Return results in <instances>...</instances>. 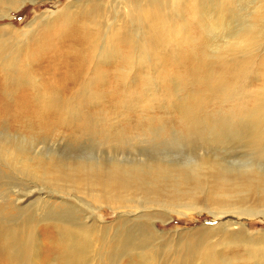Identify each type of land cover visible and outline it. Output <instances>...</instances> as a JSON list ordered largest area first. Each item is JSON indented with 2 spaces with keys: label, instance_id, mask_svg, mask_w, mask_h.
<instances>
[{
  "label": "bare ground",
  "instance_id": "bare-ground-1",
  "mask_svg": "<svg viewBox=\"0 0 264 264\" xmlns=\"http://www.w3.org/2000/svg\"><path fill=\"white\" fill-rule=\"evenodd\" d=\"M27 1L0 0V18L13 15L12 12ZM185 50L189 57L183 74L189 86L197 84L200 89L191 92L189 88L184 92L183 85L176 84L163 91L170 98L178 97L173 106L179 115L173 119L148 116L140 119L137 130L159 139L169 137L171 142L218 144L233 138L242 139L257 150L263 149L264 87L255 107L251 106V101L257 96L250 98L247 93H240V89L244 82L249 85L256 76L264 80V70L259 67H264V0H74L61 11L38 14L25 28L0 26V128H4V132L0 130V162L6 167L0 171V190L2 178L15 169L44 181L64 182L61 188L67 193L68 188L74 190L88 185L93 188L90 191L104 193L118 190L125 194L129 189L140 188L160 194L165 190V183L170 182L172 190L168 197L173 200L183 202L192 194L190 201L182 203L184 206L199 207L194 201L199 191L207 198L211 195L214 201L218 200L219 207L212 212L214 216L217 212L227 214L221 222L224 247H241L248 262L250 259L251 263L264 264V234L250 235L243 223L246 219L236 217L241 213L247 219H264V204L256 206L258 199L250 195L253 189L264 193V165L255 164V158L254 161L248 159L242 166L227 168H217L218 162L212 163L208 158L186 163L187 167L149 158L130 166L112 157L84 163L67 161L60 154L61 148L47 150V141H40L43 130L51 128L54 132H67L61 134L69 139L99 138L100 143L103 140V145L114 152L120 144L134 142L135 136L128 133V127L122 128V122L108 125L111 117L103 116L106 105L112 108L126 103L117 102L113 95L109 97L111 103L107 104L104 97L107 94L94 88L113 82L115 84L108 85H114L110 89L117 91L115 94L128 93V78L136 68L139 79L135 77L134 84L143 85L146 93H152L153 83L160 81L162 70H167L164 80L171 73L167 67L182 66L177 56ZM25 88L33 92L23 90ZM126 98L128 102V95ZM213 100L224 105L236 100L241 102L230 105L228 112L208 114L205 103ZM28 103L40 106L34 105L37 109L33 119L22 115ZM94 106L96 109L89 111ZM10 111L13 112L10 114ZM237 114L245 117L236 119ZM51 118L60 120L55 126H48ZM5 123L21 127L24 133L15 135L6 129ZM176 125L180 131L174 130ZM207 164H211L213 171H205ZM223 171L236 176H222L215 181ZM10 191L16 196L13 202L6 204L7 196L0 197V264H31L41 256L40 223L48 239L54 242L52 247L58 251L59 264L93 261L90 253L94 244L89 239L94 234L93 229L87 222L62 219L73 208L66 198L55 197L53 201L50 196H44L42 190H32L30 194L35 192L40 197L35 207L44 206L47 212L54 208L63 211L57 218L37 221L26 214L34 207L33 202L25 208L22 202L27 199H23L22 190ZM5 213H14L16 218H4ZM108 249L104 254L93 250L98 262L112 251ZM114 251L113 256L117 258L114 263L121 264L123 254L120 256L121 253ZM145 254L135 255L141 259L140 264H154L152 257ZM216 257L212 248L198 260L200 264H214ZM195 258L194 255L191 260ZM223 263L231 262L223 260Z\"/></svg>",
  "mask_w": 264,
  "mask_h": 264
},
{
  "label": "rangeland",
  "instance_id": "rangeland-1",
  "mask_svg": "<svg viewBox=\"0 0 264 264\" xmlns=\"http://www.w3.org/2000/svg\"><path fill=\"white\" fill-rule=\"evenodd\" d=\"M72 1L74 0H38L37 2L32 3L30 0H28L19 10L13 11V15L0 18V26L14 25L18 28H25L26 24H32L34 22V19L38 14L46 13L49 15L51 11H61L65 5ZM1 7L3 8L5 5H2ZM185 47L187 48V46ZM188 57V50L182 51L179 56H177V60L179 59L180 65L182 66L173 69L167 67L171 69L169 70V72H171L169 78L166 77L164 80H162L163 75L167 72V70H162V76H159L160 81L153 83L154 88L152 93H146L145 91L147 88L143 85L134 84V79H139V77L136 76L137 73L135 74V71L138 70L136 68L132 69L130 77L128 78V93L125 92L122 94H115L117 91L114 93L115 90L112 91L110 89L114 85H108L115 84L113 82H108L105 84L101 83L100 86L102 87L97 86L94 88L95 91H103L105 94H107V96H104L107 104L111 103L109 101V97L113 95H115L116 99H118L117 102L123 101L126 103L125 106L116 107L113 105L112 108H109L108 105H106L103 111L106 115L103 116L111 117V120H109L107 123L108 125L113 123L119 125L122 122V128L128 127V133L131 134V136H135L134 142H129L128 145L120 144V146L114 152L103 145V140L102 143H100L101 139L99 138L88 139L87 137H82V139L78 140H76L77 138L69 139V136L67 137V135L61 134H68L67 132H61L57 130L54 132V130L51 128H45L43 130L40 141H47L45 145L47 146V150H50V147H52V149L61 148L60 154H63V157L66 160H81L84 163L96 162V160L99 159L100 161H106L110 160V157H112L116 158L120 162H125L128 164V166H130L135 163L137 164L146 158H149L168 164L180 163V166L187 167L189 166L187 164H192L190 163L191 161L194 163L208 158L212 163L214 162L217 164L218 162L219 165L217 164V168L218 166L220 168H227L230 165L242 166L244 163H246V161H248V159L254 161L255 158L257 161L255 164L262 163L264 165V148H258L257 150L251 144H248L242 139L236 140L232 138V140L218 144H206L204 142L188 144L183 140L171 142L169 137H163L164 139H159V137L153 136L151 133H143L137 130V125L140 119H145L148 116L155 118L162 116L168 119L177 118L179 112H177V109L173 106V104L177 101L178 97L170 98V96L168 97L164 95L162 93L163 91L167 90L168 88L171 89L176 84L183 85L185 88L183 90L184 92L189 88L191 89V92L200 89L197 84L196 86H193L192 84L189 86L188 84L190 83L183 74V66L186 65ZM259 67H261V70H264L262 69L264 68L263 66ZM180 69L182 71H180ZM39 75L40 77H43L41 74ZM110 76L113 75L111 74ZM40 77L38 76V78ZM238 81L240 82V78ZM243 84L244 85L242 89H240L238 85L240 93H247L250 98H252L254 95L257 96V98L254 97L251 101V104L253 103L251 106L255 107L258 104V95L260 94L259 92H261L260 90H263L264 80L257 79L256 76L252 78V82H250L249 85L246 82ZM99 87L100 89H98ZM23 90L30 93L33 92L31 90L29 91L28 88ZM126 95H128V102ZM240 102L241 101L236 100L229 104H240ZM34 105L28 103L25 105V108L27 109L24 108V110H22V115H25L26 119H28V117L33 119V115L36 113L35 109H37ZM230 105L226 103L224 105V103L218 102V100H213L211 103L210 101H206L205 111L208 114H216L217 112L219 113V111L224 113L229 111L228 109L231 108ZM36 106L38 108L40 107L39 105ZM95 109L96 106L91 107L89 111H93ZM12 112L13 111H10V114ZM241 117L245 116L240 114L235 115L236 119ZM59 120L60 119L51 118L49 121L50 125L48 126H55L58 124ZM5 126L6 129L10 130L14 134L16 132L18 134L24 133V130H21V127H16L14 125L9 126L8 123H5ZM0 130L4 132V128H0ZM174 130L180 131L177 125L175 126ZM83 135L85 136L86 134ZM99 145L101 147H99ZM47 150L46 152H48ZM104 152L107 153L104 154ZM116 152H119V154ZM205 166V171L207 169L213 171L211 164H207ZM2 169L6 170V167L0 162L1 172ZM20 171L21 169H15L13 172H9L10 174L8 173L7 176L2 178L3 183L1 182L2 189L0 190V197L7 196L8 201L5 203L9 204L11 201L13 202V199L16 197L11 193L10 190H22L21 193L24 195L23 199H27V201L22 202V205H25V208H28L33 202L34 206L30 211H27L26 214L32 215L37 221L40 220V218L43 219L46 217L57 218L58 214H63V211L61 209L54 208V210L51 209V212L53 213L55 210L58 212L55 211V214H52L51 212H47V209L44 206H36V209V204L34 203H36V200H39L40 197L35 192L30 194L32 190H42L44 192V196H50L53 201H55V197L59 198L62 196L64 199L66 198V200L72 204L73 208L70 209L68 214L62 219H65L66 217L65 220L75 223L87 222L93 229L92 233L94 234L91 233L92 235H90L89 239L94 242H91V244H94L92 245L91 249L95 250V252L96 250H100L99 253L104 254L107 251V248H109V252L112 250L110 253H107L104 256L103 260H99L101 263L98 262L97 256L95 255L96 253L92 250L93 253H90V258H92L93 261L90 260V264H105L107 262L108 264H113L117 259L115 256H113L115 255L114 250H116L117 254L121 253L120 256L122 254L124 255L121 256V264H134L135 261L137 262L135 264H140L141 259L138 260V257L135 255L139 253L141 254L143 252H146L145 255H147V257H152L154 264H200L201 261L198 260V257L206 254L208 251L212 250V248L217 253L216 262L214 264H224L223 260H228L231 262L230 264H256L251 263L250 259V263L247 261V259L243 256L244 252L241 251L243 248L237 247L235 249L234 247H224V231L221 222L224 221L227 214L217 212L215 213L216 216H214L212 211L219 207V201L216 199V201H214L213 198H211V195H209L210 198H207L205 193L199 191L195 193L194 197V201L199 203L197 204L199 207L184 206L182 203L190 201L192 194H189L187 200L183 202H177L173 200L172 197H168L171 195L172 190V184L170 182H168V184L165 183L166 186H164V189L166 191L164 190L160 194H155L152 191L147 192V190L144 191L140 188H136L135 190L133 189L131 191L129 189V192H126L125 194L115 189V191L104 193L100 191H90V189L93 190V188L88 187V185L78 186V189L74 190L68 188L67 190L69 192L67 193L62 190L63 188H61V185L64 182L58 180L53 182L47 180L44 181L45 179L42 180L40 178H33L26 172H24L23 175ZM222 176H224L223 178H231L235 177L236 175L229 174L227 171H223L218 179L214 180H221ZM71 184H74V182ZM190 186L193 187L192 185ZM213 186L214 183L211 182V187ZM49 190L53 191L48 192ZM55 191L59 192V194ZM250 195L252 199H258L256 206L264 204L263 192L253 189ZM1 199L2 198H0V200ZM260 199H262L261 203H259ZM58 201L60 202L61 200L58 199ZM37 213L42 216L40 217V215ZM3 217L7 219H11L13 217L16 218L14 213H5L3 214ZM236 217L240 219H246L243 221V223L246 224L250 235L253 236L260 233L264 234V219L260 217H251L247 219L241 213L236 214ZM5 225H8V223ZM39 227L38 233L41 247L40 250H42L40 251L41 256L38 259L34 258L35 260L31 264H59L61 260L57 255L58 251L52 247L54 245L53 240L48 239L47 233L44 231V226L42 223H40ZM94 235L96 237H93ZM48 245L50 246L48 247ZM238 251L239 253H237ZM194 255L197 258L191 260Z\"/></svg>",
  "mask_w": 264,
  "mask_h": 264
}]
</instances>
